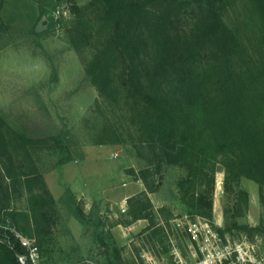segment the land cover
Segmentation results:
<instances>
[{
	"label": "rangeland",
	"instance_id": "1",
	"mask_svg": "<svg viewBox=\"0 0 264 264\" xmlns=\"http://www.w3.org/2000/svg\"><path fill=\"white\" fill-rule=\"evenodd\" d=\"M97 1L0 0V115L29 140L40 174L21 157L31 185L10 186L1 221L38 247L35 264H196L187 226L198 219L232 247L226 264H264V186L240 167L228 174L221 154L207 166L216 168L213 216L191 207L181 187L188 167L143 143L141 97L127 91L125 69L115 67L108 96L89 77L92 45L78 50L69 30L82 15L104 35ZM57 8L60 27L37 32ZM221 15L237 38L232 67L264 112V0H226ZM210 63L206 53L197 71Z\"/></svg>",
	"mask_w": 264,
	"mask_h": 264
},
{
	"label": "trees",
	"instance_id": "2",
	"mask_svg": "<svg viewBox=\"0 0 264 264\" xmlns=\"http://www.w3.org/2000/svg\"><path fill=\"white\" fill-rule=\"evenodd\" d=\"M225 1L98 0L104 35L93 33L82 15L69 30L78 50L92 45L86 69L102 95L118 87L115 67L125 69L120 76L131 83L127 91L141 97L143 143L162 162L188 167L181 181L185 198L211 217L216 168L212 163L209 172L207 166L219 155L228 159V174L240 167L264 186V112L251 105L248 87L232 67L238 43L221 15ZM206 53L211 66L199 72L197 62ZM28 143L0 115V210L9 208L11 185H31L22 156L40 177ZM237 151L242 158L232 156ZM10 241L13 247L0 239V264H22L25 247Z\"/></svg>",
	"mask_w": 264,
	"mask_h": 264
},
{
	"label": "built area",
	"instance_id": "3",
	"mask_svg": "<svg viewBox=\"0 0 264 264\" xmlns=\"http://www.w3.org/2000/svg\"><path fill=\"white\" fill-rule=\"evenodd\" d=\"M62 13V8H57L54 10L52 18L49 19L50 23L51 21L52 23L54 22L57 28L61 25L60 19ZM187 231L192 242L197 245L196 251L201 254L196 264H226V261L232 257V247L223 243L219 231L210 222L199 219L190 221L187 226ZM13 237L26 249L25 254L19 255L21 263L35 264V259L38 257V247L29 238L0 220V239L13 247L10 241Z\"/></svg>",
	"mask_w": 264,
	"mask_h": 264
},
{
	"label": "water",
	"instance_id": "4",
	"mask_svg": "<svg viewBox=\"0 0 264 264\" xmlns=\"http://www.w3.org/2000/svg\"><path fill=\"white\" fill-rule=\"evenodd\" d=\"M49 23H50L49 17L47 15H44L38 22L36 26V31L43 32L49 27Z\"/></svg>",
	"mask_w": 264,
	"mask_h": 264
}]
</instances>
